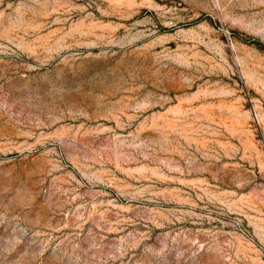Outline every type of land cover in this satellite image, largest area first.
<instances>
[{
	"label": "rangeland",
	"instance_id": "obj_1",
	"mask_svg": "<svg viewBox=\"0 0 264 264\" xmlns=\"http://www.w3.org/2000/svg\"><path fill=\"white\" fill-rule=\"evenodd\" d=\"M0 264H264V0H0Z\"/></svg>",
	"mask_w": 264,
	"mask_h": 264
}]
</instances>
